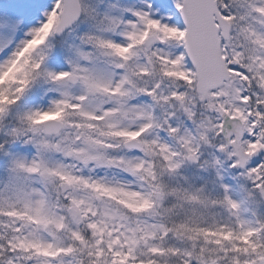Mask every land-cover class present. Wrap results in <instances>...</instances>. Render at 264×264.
Wrapping results in <instances>:
<instances>
[{"label":"snow or ice","instance_id":"6c2138e0","mask_svg":"<svg viewBox=\"0 0 264 264\" xmlns=\"http://www.w3.org/2000/svg\"><path fill=\"white\" fill-rule=\"evenodd\" d=\"M0 264H264V0H0Z\"/></svg>","mask_w":264,"mask_h":264}]
</instances>
